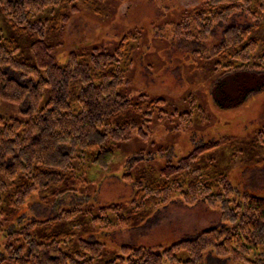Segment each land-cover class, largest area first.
Returning <instances> with one entry per match:
<instances>
[{
	"label": "trees",
	"instance_id": "obj_1",
	"mask_svg": "<svg viewBox=\"0 0 264 264\" xmlns=\"http://www.w3.org/2000/svg\"><path fill=\"white\" fill-rule=\"evenodd\" d=\"M100 0H0V102L17 105L25 121L0 116V238L4 219L29 198L54 201L72 192L87 166L107 169L113 147L129 140L134 121L120 122L131 112L149 123L162 114V99L121 95L134 48L128 34L113 54L92 49L70 52L64 67L53 50L70 17ZM264 22V0H200L181 13L174 37L193 56L213 62L222 79L239 73L264 74V36L254 33ZM160 119V117H159ZM225 141L196 147L175 166H165L151 185L136 181L131 210L111 224L101 209L100 229L127 227L143 210H156L173 196L190 208L202 202L219 211L220 225L170 248L124 246L110 256L104 245L74 239L66 233L39 235L58 223L77 218L63 210L45 222L31 220L9 232L0 264H204L205 254L235 263L264 264V198L239 197L223 174L211 172L202 158ZM264 149V128L255 147ZM126 178V177H125ZM187 254L180 260L179 253Z\"/></svg>",
	"mask_w": 264,
	"mask_h": 264
},
{
	"label": "rangeland",
	"instance_id": "obj_2",
	"mask_svg": "<svg viewBox=\"0 0 264 264\" xmlns=\"http://www.w3.org/2000/svg\"><path fill=\"white\" fill-rule=\"evenodd\" d=\"M199 4L200 0H100L70 17L53 50L56 64L64 67L70 52L98 49L113 54L126 35L134 34L136 39L129 42L134 52L119 93L132 102L140 96L162 99V114L156 112L146 123L140 115L125 113L120 122L134 121L137 127L129 140L113 147L114 162L107 169L87 166L73 185L74 193L48 203L32 196L23 208L7 215L0 259L9 232L31 220L45 222L74 208L79 210L77 218L37 233H66L94 241L115 256L124 246L162 252L218 228L217 209L202 202L188 208L177 196L156 210L138 212L130 226L106 230L98 223L101 209L114 208L106 212L111 224L131 210L136 181L151 185L161 168L175 166L194 148L211 142L225 144L203 157L202 164L208 160L212 173L225 175L235 196L264 198V149L255 147L257 133L264 128V74L239 73L222 79L223 71L213 62L195 58L185 44L178 43L174 26L181 22L182 12ZM254 36H264V22ZM0 116L26 120L17 105L3 101ZM187 258L186 253H179L180 260ZM204 264L243 263L208 252Z\"/></svg>",
	"mask_w": 264,
	"mask_h": 264
}]
</instances>
